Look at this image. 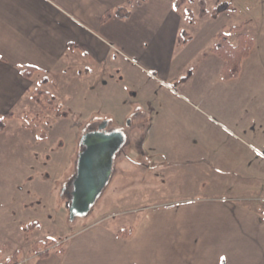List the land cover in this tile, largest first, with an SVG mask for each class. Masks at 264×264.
I'll list each match as a JSON object with an SVG mask.
<instances>
[{
    "label": "rangeland",
    "instance_id": "1",
    "mask_svg": "<svg viewBox=\"0 0 264 264\" xmlns=\"http://www.w3.org/2000/svg\"><path fill=\"white\" fill-rule=\"evenodd\" d=\"M222 2L182 4L181 19L175 18L177 42L170 46L172 32L165 29L155 67L146 70L139 56L117 54L113 69L94 66L93 71L86 65L95 74L85 85L76 74L79 66L68 60L67 74L51 72L48 82L39 83L13 116L5 118L0 131V263L15 254L23 262L39 255L37 247L58 250L50 243L60 245L58 241L48 237L68 235L72 224L99 217L112 224L134 223L143 207L158 206L185 217H225L229 206L255 202L264 223V179L236 180L220 173V164L238 159H249L256 172H264V149L256 140L264 138V0H225L232 12L210 19L222 23L233 44L240 32L255 39L257 46L243 63L245 82L224 78L223 61L212 50L217 38L200 47L188 66L173 65L186 50L187 37L190 44L205 39L207 19ZM135 37L130 31L127 39ZM104 121L111 130L123 131L126 143L91 211L72 220L67 203L83 151L81 138ZM227 185L245 193L238 195ZM247 213L242 209L241 217ZM244 228L249 230L244 235L260 237L264 227Z\"/></svg>",
    "mask_w": 264,
    "mask_h": 264
},
{
    "label": "crops",
    "instance_id": "2",
    "mask_svg": "<svg viewBox=\"0 0 264 264\" xmlns=\"http://www.w3.org/2000/svg\"><path fill=\"white\" fill-rule=\"evenodd\" d=\"M187 2L0 0V115L15 113L14 109L31 97L39 83L48 82L51 72L67 74L68 60L79 66L76 74L85 85L94 78V66L113 69L117 54L126 58L139 56L146 70L155 67L164 46L165 29L172 32L170 46L177 42L180 27L175 18L181 19V9L185 6L182 4ZM172 4L177 5V11L172 10ZM166 6L170 10L165 12ZM108 12L110 18L103 20ZM214 16L212 12L207 21ZM223 29L221 22L210 20L204 28L205 39L190 44L192 39L187 37V48L173 65L188 66L197 57L198 49L210 44ZM130 31L136 34V41L127 39ZM237 44L238 41L234 45ZM256 46L257 43L254 49ZM86 65L93 71L88 72ZM26 66L36 68L32 77L23 74ZM38 74L41 76L36 80ZM240 74L237 78L245 82L248 74L242 75V71ZM261 124L264 130V120ZM256 140L264 149V138L256 137ZM248 161L238 159L229 165L220 164L221 176L264 179V172L258 169L256 172V167ZM238 162L245 167H238ZM227 187L238 195L245 193L240 188ZM249 193H252L249 199H254V192ZM253 203L245 207L229 206L225 217H185L182 212H166L161 207L150 206L143 207L145 212L134 223L112 224L106 217H99L94 222L72 224L68 235L55 238L63 251L55 250L47 257L34 253L23 262L20 260V264H264V228L260 237L244 235L249 231L245 230V224L253 227L251 231H255L254 227H264L257 216L259 207ZM242 209L248 212L247 218L241 217ZM222 256L227 259L222 261Z\"/></svg>",
    "mask_w": 264,
    "mask_h": 264
},
{
    "label": "water",
    "instance_id": "3",
    "mask_svg": "<svg viewBox=\"0 0 264 264\" xmlns=\"http://www.w3.org/2000/svg\"><path fill=\"white\" fill-rule=\"evenodd\" d=\"M131 120H128V124ZM108 121L98 130L83 134L71 198L67 203L70 218L87 215L108 185L116 154L124 147L126 135L121 130L105 131Z\"/></svg>",
    "mask_w": 264,
    "mask_h": 264
},
{
    "label": "trees",
    "instance_id": "4",
    "mask_svg": "<svg viewBox=\"0 0 264 264\" xmlns=\"http://www.w3.org/2000/svg\"><path fill=\"white\" fill-rule=\"evenodd\" d=\"M234 7L230 2H222L219 4L213 11L215 15H219L223 12L232 11ZM111 13L108 12L103 20L109 19ZM235 28V27H234ZM237 29L239 27H236ZM183 36V35H182ZM255 46V39L245 32H240L238 35V44L234 45L230 39L229 34L225 31H221L217 35V43L213 47V51L218 54L221 59L224 61L223 66V75L224 78L227 80L237 78L241 71L242 65L245 59H247L251 52L253 51ZM23 74L26 77H32L36 72V68L33 66H26L22 70ZM13 116V113L9 112L4 114L5 118H10ZM5 118L3 121H0V131L3 130L6 126ZM122 233V232H121ZM50 243L55 244L56 241H52ZM52 244V245H53ZM58 251H63V247L61 245H56ZM55 246V247H56ZM36 252L39 254L40 257H47L51 253L50 251H42L39 247L36 248ZM18 254H15L10 260L0 264H20V261L17 257Z\"/></svg>",
    "mask_w": 264,
    "mask_h": 264
},
{
    "label": "snow or ice",
    "instance_id": "5",
    "mask_svg": "<svg viewBox=\"0 0 264 264\" xmlns=\"http://www.w3.org/2000/svg\"><path fill=\"white\" fill-rule=\"evenodd\" d=\"M171 8H172V10H173L174 12L178 10L176 4H172V5H171ZM85 55H86V53H85ZM20 67H23V65H20ZM4 118H5V117H4L3 115H0V121H3ZM218 171H219V169H218ZM48 238H49V239H55V237H53V236H50V237H48ZM220 259L223 261V260H226L227 257H223V256H222Z\"/></svg>",
    "mask_w": 264,
    "mask_h": 264
},
{
    "label": "flooded vegetation",
    "instance_id": "6",
    "mask_svg": "<svg viewBox=\"0 0 264 264\" xmlns=\"http://www.w3.org/2000/svg\"><path fill=\"white\" fill-rule=\"evenodd\" d=\"M100 125H101V124H99V125L97 126V128H94L93 130H98V129L100 128ZM116 130H120V129H116ZM90 131H91V130H90ZM105 131H107V132L112 131V130L110 129V127H109V122H108V125H107Z\"/></svg>",
    "mask_w": 264,
    "mask_h": 264
}]
</instances>
